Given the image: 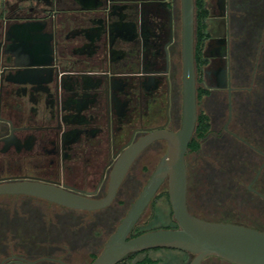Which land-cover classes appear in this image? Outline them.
Returning a JSON list of instances; mask_svg holds the SVG:
<instances>
[{
	"label": "flooded vegetation",
	"instance_id": "af4514ba",
	"mask_svg": "<svg viewBox=\"0 0 264 264\" xmlns=\"http://www.w3.org/2000/svg\"><path fill=\"white\" fill-rule=\"evenodd\" d=\"M211 1L213 12L208 0L204 3V39L197 34L196 5L194 12L197 104L203 96L216 100L217 115L228 112L224 131L264 159L263 151L234 133L233 101L241 95L231 83L232 60L237 58L233 48L241 43L246 23L263 27L259 47L264 46V0ZM183 24L182 0H0V186L38 182L104 199L125 150L154 132H177L182 126ZM246 40L247 45L254 41ZM243 52L246 65L253 60L257 67L263 65L258 81L264 88V49L255 56L252 48ZM209 123L210 131V117ZM166 151L164 139L146 146L112 202L101 209L0 194V264H71L72 253L79 250L73 244L86 233L116 232L124 219L111 231L109 222L120 214L117 199H128L129 191L141 188L138 198ZM146 169L152 172L147 178L141 176ZM263 171L264 161L246 192L264 203V194L255 189ZM164 192L167 180L149 206ZM188 194L189 183L187 205ZM56 209L77 215L51 214ZM189 211L207 221L232 223ZM59 234L71 236L68 240ZM192 258L189 254L183 264ZM216 263L231 264L217 257L200 264Z\"/></svg>",
	"mask_w": 264,
	"mask_h": 264
},
{
	"label": "rangeland",
	"instance_id": "374dc122",
	"mask_svg": "<svg viewBox=\"0 0 264 264\" xmlns=\"http://www.w3.org/2000/svg\"><path fill=\"white\" fill-rule=\"evenodd\" d=\"M207 3L209 10L213 12L212 1L208 0ZM246 25L242 31L240 30L241 43L238 41V44L233 48L235 53L237 52V58L232 60L231 83L241 96L239 98L237 97L239 94H237V99L233 101L232 123L236 135L248 141L249 145L264 152V121L262 120L264 119V88H261L258 81L259 71L263 65L259 62L257 67L254 60L249 66L246 65L244 62L245 52H243L248 47L253 49L252 56H255L258 50L262 52L264 46L260 48L259 42L263 37V27ZM209 28L215 30L212 21H209ZM248 37H253L255 42L252 41L253 43L247 45L248 40L246 39ZM238 46L244 48L241 47L239 53ZM255 71H257L256 77L253 76ZM215 101L213 99L207 100L203 96L197 104L198 116L201 113L209 116L212 128L202 138H198L194 134L193 138L200 142V148L196 152L189 151L186 154L189 209L193 214H198L201 217L205 216L213 220H224L264 230V203L246 192L247 185L253 179L264 159L255 154L247 145L229 137L223 129L228 120V112L226 110L222 116L217 115L219 110L215 106ZM243 104H245L244 107H242ZM158 160L156 159L155 165ZM151 173L146 169L141 176L147 178ZM255 189L264 194V171L255 185ZM140 190L141 188L138 190L135 188L129 191L128 199H124L122 195L117 199L118 204L115 207L120 210V214L109 222L111 231L126 216ZM218 193L220 194L218 195ZM155 204V208L148 206L142 214L139 220L140 230L150 228H157L156 230H158L165 226H174L175 221L169 206L163 200ZM59 212L60 210H57L51 214H76V212L68 211L66 213ZM44 213L50 214L48 211H44ZM110 235L109 231L108 234H101L96 229L86 233V238L78 241L77 245L73 244L75 247L78 246L79 250L75 253L71 252V257L74 260H70V263L90 264L93 256L100 255ZM59 236H67L66 238L69 240L71 235L59 234ZM64 243L63 245L68 244L67 241ZM95 246H100V250H94ZM146 258L153 260V264H183L184 261L186 262L182 254L164 249L147 254H138L133 260L125 264H135Z\"/></svg>",
	"mask_w": 264,
	"mask_h": 264
},
{
	"label": "water",
	"instance_id": "95a60500",
	"mask_svg": "<svg viewBox=\"0 0 264 264\" xmlns=\"http://www.w3.org/2000/svg\"><path fill=\"white\" fill-rule=\"evenodd\" d=\"M184 25V106L182 126L177 132L158 131L124 151L113 174L108 195L91 200L38 182L0 186V194H22L78 210H96L109 205L127 171L155 139L167 142L166 154L137 200L110 236L100 255L91 264H118L128 256L150 249L167 248L193 255L189 264L217 257L231 264H264V232L245 225L212 222L192 215L187 205L186 154L197 124L194 58V0H182ZM167 180L168 195L177 229H159L131 238L130 235Z\"/></svg>",
	"mask_w": 264,
	"mask_h": 264
},
{
	"label": "trees",
	"instance_id": "16d2710c",
	"mask_svg": "<svg viewBox=\"0 0 264 264\" xmlns=\"http://www.w3.org/2000/svg\"><path fill=\"white\" fill-rule=\"evenodd\" d=\"M204 3H205V0H195L196 14H197V16H196V18H197V34H198L200 39H204L206 36H208V34L206 33L207 25H206V22H205L207 17H208V10L205 8ZM202 94L203 93L201 92V95ZM197 123H198V126H197V129H196L195 135L198 136V138H202L208 133V131L210 129L209 117L206 114L201 113L198 116ZM199 148H200V142H198V140L193 138L191 143L189 144L190 151H195L196 152V151L199 150ZM161 197H163V198L160 199ZM159 199L163 200L169 206L170 213L173 214L168 193L164 192L161 195L157 196L155 198V200H153L151 206H154V208H155L156 207L155 203L157 202V200L159 202L160 201ZM140 228H141V225L137 224L135 226V228L133 229L130 237L133 238V237L139 236V235H141L143 233H147V232H150V231H153V230L157 229V228H150V229H146V230L145 229L140 230ZM177 228H178V225L175 222L173 227L165 226L163 229H177ZM251 228L257 229L258 227H251ZM257 230H259V229H257ZM164 249L175 251V252H178V253L182 254L183 258L185 260L188 258V255H189L187 252L173 250V249H167V248L150 249V250L134 253V254L128 256L127 258H125L124 260H122L121 262H119L118 264H125L126 262L133 260V258H135L138 254H141V253L147 254V253H150L152 251L164 250ZM153 263H154L153 260H151L149 258H146L143 261L137 262L135 264H153Z\"/></svg>",
	"mask_w": 264,
	"mask_h": 264
}]
</instances>
